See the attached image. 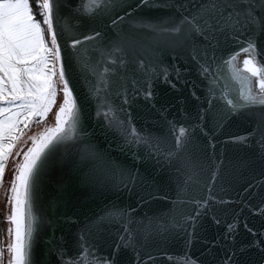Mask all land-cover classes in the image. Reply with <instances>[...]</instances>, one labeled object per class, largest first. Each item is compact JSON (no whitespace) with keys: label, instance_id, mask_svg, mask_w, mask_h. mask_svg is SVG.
I'll return each mask as SVG.
<instances>
[{"label":"snow or ice","instance_id":"6c2138e0","mask_svg":"<svg viewBox=\"0 0 264 264\" xmlns=\"http://www.w3.org/2000/svg\"><path fill=\"white\" fill-rule=\"evenodd\" d=\"M141 6L147 0H137L135 9ZM163 6L173 14L146 17L127 0H0V189L12 225L0 242V264H43L37 248L42 229L52 223L44 192L53 169L101 196L135 190L136 207L153 213L141 214L130 204H112L102 214L65 213L61 230L69 239L58 264H125L126 250L135 251L144 238L195 227L213 210V184L224 163L216 156L218 133L225 138L222 148L251 147L264 162V43L257 40L264 35V0H175ZM165 52L187 53L206 91L192 92L196 103L187 116L170 120L164 104L152 105L158 121L137 127L133 93L142 91L150 101L161 76L176 86L162 66ZM172 72L179 80L175 66ZM236 116L251 125L243 136L223 131ZM37 117L43 129L28 137L26 150L13 153ZM98 131L104 141L110 131L122 140L120 151L100 142ZM13 155L22 159L13 161L5 186ZM210 160L215 171L205 177ZM63 203L77 204L71 197ZM256 211L264 213V202ZM213 221L220 223L215 216ZM234 237L228 225L220 239ZM251 243L264 246V238ZM101 244L109 250L98 257ZM236 257L226 249L220 264H240ZM183 264L197 261L185 258Z\"/></svg>","mask_w":264,"mask_h":264},{"label":"water","instance_id":"95a60500","mask_svg":"<svg viewBox=\"0 0 264 264\" xmlns=\"http://www.w3.org/2000/svg\"><path fill=\"white\" fill-rule=\"evenodd\" d=\"M136 2L137 0H127V3L133 4L134 11L146 17L166 18L173 14V10L163 5L165 3L171 5L175 0H147V6H141L139 9H135ZM257 40L264 43V35L258 36ZM160 58L163 61L162 66L168 68L169 76L176 86L173 88L161 76L153 82L155 95L150 101L145 100L142 91L138 96L133 93L135 102L131 105L130 111L132 121L137 124V127L140 124L152 127L158 121V114L152 105L160 108V105L164 104L171 113L168 116L170 120L178 115L187 116L196 103L192 92L196 91V94L200 95L206 91L194 64L188 60L187 53L165 52ZM173 66L180 74L179 80L176 79V73L172 72ZM237 66L241 69L243 67L242 63ZM236 85L239 87L238 82ZM84 88L85 86L81 83V90ZM250 127L251 125L243 117L236 116L234 121L226 123L223 131L243 136L246 130H250ZM97 136L100 142L109 144L114 153L120 151L118 145H122L123 141L114 138L111 131L108 133V141H104V136L99 131ZM217 139L219 142L216 145V156L223 159L224 163L213 184V195L217 197V200L213 202V210L207 215L200 216L195 227L186 225L172 229L161 237L144 238L143 242L136 246L135 251L132 248L126 250L125 264H183L185 258H191L197 261V264H220L226 249H233L237 252L236 258L240 264H264V246L258 247L251 243L253 240L264 238V213L256 211L264 202V176L261 175L264 172V162L261 161L257 149L236 148L228 145L222 148L224 136L218 133ZM209 152L211 153L212 150L209 149ZM138 167L141 172L144 171L139 164ZM211 171L215 169L213 161L210 160L204 173L205 177ZM157 172L160 175L165 174L160 168H157ZM153 178L159 181L156 173H153ZM147 190L151 191V189ZM154 195H162V193H154ZM69 197L77 202L75 208L63 203ZM44 198L51 204L49 219L52 223L44 226L38 241L37 251L43 264H58L61 246L68 243L67 229L61 230L66 220L65 213L71 215L73 211H77L102 214L112 204L120 207L130 204L135 211L141 214L146 213L149 216L153 214L148 208L136 207L135 190L121 189L118 192L105 193L101 196L87 187L76 186L68 173L59 168L51 172ZM58 201L61 203L58 204ZM148 204L150 208L157 207L151 201H148ZM167 204L168 201H161V206ZM213 216L220 220L219 224L213 221ZM228 225H232L235 232V237L231 242L220 239L221 235L227 231ZM248 229H252L255 235ZM111 243L112 240L109 239L108 244ZM98 247L97 256H106L108 246L101 244ZM64 250L67 251V248L65 247Z\"/></svg>","mask_w":264,"mask_h":264},{"label":"rangeland","instance_id":"374dc122","mask_svg":"<svg viewBox=\"0 0 264 264\" xmlns=\"http://www.w3.org/2000/svg\"><path fill=\"white\" fill-rule=\"evenodd\" d=\"M58 99H59V97H58ZM0 104H2V102H0ZM37 119H39V118L38 117L34 118V121L31 123L30 128L26 129L27 135L21 137V141L23 143L19 144L16 148H14L13 153L17 152L18 150H20V151L23 150L24 147H28L31 144V141L28 139V137H31L33 135H38L39 132L43 129V127H44L43 123H40V124L35 123V120H37ZM47 121H48L49 125L53 122L51 114H49V116L47 117ZM20 157L21 156H16V155L9 157V159L6 163L5 175H4L5 186H9V181L11 180L12 174L14 173L13 161L20 160ZM8 207L9 206H8L7 200L5 198L4 191L2 189H0V208L3 210V212L5 213L6 216H7ZM6 225H7V229L9 226H12L9 224L8 220H7ZM7 229L3 235L4 237H2L0 239V242L5 241L7 239Z\"/></svg>","mask_w":264,"mask_h":264},{"label":"trees","instance_id":"16d2710c","mask_svg":"<svg viewBox=\"0 0 264 264\" xmlns=\"http://www.w3.org/2000/svg\"><path fill=\"white\" fill-rule=\"evenodd\" d=\"M27 147H24L23 150H26ZM20 151V150H18ZM20 159H22V156L20 157ZM7 219H6V215L5 213L3 212V210L0 208V239L2 237H4V233L6 232V229H7Z\"/></svg>","mask_w":264,"mask_h":264}]
</instances>
